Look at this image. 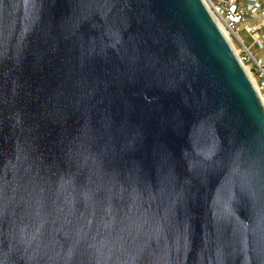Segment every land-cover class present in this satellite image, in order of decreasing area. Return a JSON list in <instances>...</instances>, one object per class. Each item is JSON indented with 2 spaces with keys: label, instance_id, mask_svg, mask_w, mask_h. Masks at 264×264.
Returning <instances> with one entry per match:
<instances>
[{
  "label": "water",
  "instance_id": "95a60500",
  "mask_svg": "<svg viewBox=\"0 0 264 264\" xmlns=\"http://www.w3.org/2000/svg\"><path fill=\"white\" fill-rule=\"evenodd\" d=\"M0 264H264V106L203 0H0Z\"/></svg>",
  "mask_w": 264,
  "mask_h": 264
},
{
  "label": "built area",
  "instance_id": "2783aa9c",
  "mask_svg": "<svg viewBox=\"0 0 264 264\" xmlns=\"http://www.w3.org/2000/svg\"><path fill=\"white\" fill-rule=\"evenodd\" d=\"M210 14L223 24L229 37L232 35L240 45L236 55L242 64L249 63L248 71L257 84L255 87L264 106V0H203ZM257 20L255 24L250 22ZM243 33L250 43L245 44L240 38ZM254 85V84H253Z\"/></svg>",
  "mask_w": 264,
  "mask_h": 264
},
{
  "label": "rangeland",
  "instance_id": "374dc122",
  "mask_svg": "<svg viewBox=\"0 0 264 264\" xmlns=\"http://www.w3.org/2000/svg\"><path fill=\"white\" fill-rule=\"evenodd\" d=\"M221 22V21H220ZM256 22H258L257 20L256 21H254V22H250V24H255ZM222 24V23H221ZM223 25V24H222ZM224 27V26H223ZM225 29V28H224ZM225 31H226V29H225ZM227 32V31H226ZM228 34V33H227ZM240 38L242 39V41L245 43V44H249L250 43V41H249V38H248V36H246L245 34H243V33H241L240 35ZM228 39H229V41H230V43H231V45H232V47H233V49L235 50V52L237 51L238 53H239V55L241 56L242 54L239 52V50L241 49L240 48V45H239V43L237 42V40L231 35L230 37H229V35H228V37H227ZM260 57L261 58H264V53L263 54H260ZM245 66H249V63H245ZM254 83H255V81H254ZM256 84V83H255Z\"/></svg>",
  "mask_w": 264,
  "mask_h": 264
},
{
  "label": "bare ground",
  "instance_id": "6f19581e",
  "mask_svg": "<svg viewBox=\"0 0 264 264\" xmlns=\"http://www.w3.org/2000/svg\"><path fill=\"white\" fill-rule=\"evenodd\" d=\"M215 20V22L217 23V25L219 26V28L221 29V31L223 32V34L226 36V38L228 37V34H227V32L225 31V29H224V27H223V25L221 24V22L218 20V19H214ZM228 39V38H227ZM228 41H229V39H228ZM230 42V41H229ZM231 44V43H230ZM232 46V45H231ZM233 48V47H232ZM234 50V49H233ZM234 52H235V50H234ZM235 54L237 55L238 54V52L236 51L235 52ZM244 69L246 70V72L248 73V75H249V77L251 78V80H252V83L254 84V86L255 87H257V84H255L254 83V79H253V77H252V75L250 74V72L248 71V68L247 67H245L244 66Z\"/></svg>",
  "mask_w": 264,
  "mask_h": 264
},
{
  "label": "crops",
  "instance_id": "0c3cea01",
  "mask_svg": "<svg viewBox=\"0 0 264 264\" xmlns=\"http://www.w3.org/2000/svg\"><path fill=\"white\" fill-rule=\"evenodd\" d=\"M255 21H256V20H255ZM252 22H254V21H252ZM263 53H264V52H260V53H259V56H260V54H263Z\"/></svg>",
  "mask_w": 264,
  "mask_h": 264
}]
</instances>
